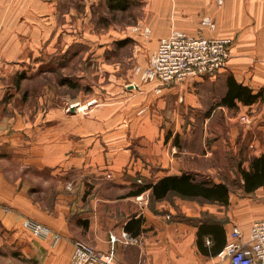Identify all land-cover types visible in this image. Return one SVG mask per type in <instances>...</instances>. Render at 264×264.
I'll list each match as a JSON object with an SVG mask.
<instances>
[{
	"label": "crops",
	"instance_id": "crops-1",
	"mask_svg": "<svg viewBox=\"0 0 264 264\" xmlns=\"http://www.w3.org/2000/svg\"><path fill=\"white\" fill-rule=\"evenodd\" d=\"M94 1L79 0L83 14L77 0H0V264H69L76 240L108 251L110 234L119 239L115 251L122 264H230L200 250L203 214L223 221L226 244L236 225L248 235L254 222L264 220V186L252 193L232 189L228 205L177 195L153 201L151 190L130 192L184 173L201 179L214 151L205 152L203 133L192 131L189 120L186 125L177 113L173 119L171 106L194 101L196 90L208 95L217 80L222 93L212 96V111L249 113L253 123L244 124L243 137L252 157L264 154V0H145L152 51L173 27L193 36L230 37L228 67L161 94L153 83L127 85L118 78L91 82L94 92L86 95L62 92L71 85L61 80L64 54V64L78 52L84 61H101L108 48L94 45L104 35L87 31ZM205 16L214 28L203 23ZM100 69L110 72L106 63ZM230 77L263 96L252 104L236 99L235 107L217 105ZM194 139L195 147L182 145ZM27 218L61 240L35 236L24 225ZM125 233L134 242H125Z\"/></svg>",
	"mask_w": 264,
	"mask_h": 264
},
{
	"label": "rangeland",
	"instance_id": "rangeland-1",
	"mask_svg": "<svg viewBox=\"0 0 264 264\" xmlns=\"http://www.w3.org/2000/svg\"><path fill=\"white\" fill-rule=\"evenodd\" d=\"M77 1L78 13L84 14L85 9L79 6V0ZM145 6V0H133V6L130 10L111 13L107 9L106 0L94 1L93 6L89 8L91 16L86 24L87 31L104 35L103 40L94 42V45L95 47L106 45L108 48L103 53L104 58H101V61L98 60L99 58H94L92 62L84 61V56L78 52L69 62L67 61V64H64L68 56V54H64L66 56L64 58L61 57V65L67 70L65 68L61 70V80H68L71 82V85H68V89L62 88V92H64L63 90L69 93L77 92L79 95L83 91V95H86L87 93L94 92V86L90 85L91 82L97 85L100 80L103 82L116 78L127 85L135 82H144L141 75L137 72V68H144L143 66L147 63L150 52H153L151 50L153 41L151 38L147 39L150 32H147L146 29H150V27L146 22L147 12ZM206 18H210L211 20V17L205 16L203 20L204 24H206ZM79 26L77 24V31L83 30L84 25L82 27ZM207 26L211 28L210 25ZM173 29L179 28L173 27ZM129 34L139 35V37L134 36L135 39H133L129 37ZM140 34L144 35L146 40H142L140 37L143 36ZM101 63H106L109 66V73L105 74L100 69ZM90 66H92L91 70ZM85 68L86 71L83 70ZM217 82L211 85L210 90H207L208 95L204 97L199 96L201 95V90H192L196 96L194 101L187 102L185 99L184 103L179 102L177 104L174 102L171 106L173 107L172 114L173 119L175 113H177L178 120H181V117L185 118L186 125L188 123L192 124V131L198 130L199 133H203L206 153L208 150L214 151V161L212 162L211 160L210 163L206 159V169L205 171H200L198 174L199 178L211 181L216 178V180L227 182L231 189L238 190L241 182L238 169L239 167L247 168L249 166L248 163L252 158L250 152L253 148L250 147V142L243 137L246 127L240 121L242 114L239 115V110H227L228 115L221 108L212 111L213 105L216 102L213 101L215 98H212V96L214 93H222L220 82ZM81 106L83 112L89 110V106L83 104ZM184 112L187 113L186 117L183 114L181 115ZM244 114H248L252 118L249 113ZM187 120H189L188 123ZM181 130H187V127L185 126L184 128L182 126ZM233 132H236L234 138H232ZM195 140L193 142H182V145L188 146V148L195 147ZM182 145L180 146L181 148H183Z\"/></svg>",
	"mask_w": 264,
	"mask_h": 264
},
{
	"label": "built area",
	"instance_id": "built-area-1",
	"mask_svg": "<svg viewBox=\"0 0 264 264\" xmlns=\"http://www.w3.org/2000/svg\"><path fill=\"white\" fill-rule=\"evenodd\" d=\"M205 23L214 28L210 18ZM149 32L148 28L146 29ZM233 39L230 37H206L190 35L179 29H173L168 36L162 37L152 52L149 64L137 72L144 82L153 83L154 91L161 94L167 86H183L192 83L199 77L215 76L228 67L230 48ZM242 124L251 125L248 114L240 116ZM24 225L35 236L53 238L54 244L61 240V235L50 227L27 218ZM129 234H124V241L134 242ZM111 248L102 251L91 244L76 240L69 264H122L116 256L115 243L118 238L110 234ZM210 244V240H207ZM230 264H255L264 261V220L252 224L246 235L239 226H234L230 240L219 253Z\"/></svg>",
	"mask_w": 264,
	"mask_h": 264
},
{
	"label": "trees",
	"instance_id": "trees-1",
	"mask_svg": "<svg viewBox=\"0 0 264 264\" xmlns=\"http://www.w3.org/2000/svg\"><path fill=\"white\" fill-rule=\"evenodd\" d=\"M107 9L111 13L125 12L132 8V0H106ZM261 93L252 94V90L235 81L228 79V91L217 105L235 107L238 99L246 104L256 102ZM240 186L246 193H252L264 186V154L252 157L249 169L239 167ZM151 190V198L160 201L177 195L182 198L197 200L200 203H217L228 205L231 187L227 182L215 183L207 179H198L193 173H184L180 176H168L156 184H142L130 192V196L139 195ZM207 236L210 244L206 245L204 237ZM198 246L207 256H217L226 246V235L223 221L217 220L208 213H204L198 228Z\"/></svg>",
	"mask_w": 264,
	"mask_h": 264
}]
</instances>
